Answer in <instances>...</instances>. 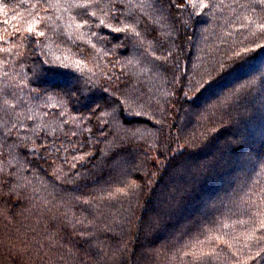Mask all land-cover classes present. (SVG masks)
<instances>
[{"label":"trees","instance_id":"obj_1","mask_svg":"<svg viewBox=\"0 0 264 264\" xmlns=\"http://www.w3.org/2000/svg\"><path fill=\"white\" fill-rule=\"evenodd\" d=\"M0 264H264V0H0Z\"/></svg>","mask_w":264,"mask_h":264},{"label":"snow or ice","instance_id":"obj_2","mask_svg":"<svg viewBox=\"0 0 264 264\" xmlns=\"http://www.w3.org/2000/svg\"><path fill=\"white\" fill-rule=\"evenodd\" d=\"M29 31H31V29H29ZM41 35H42V33H41Z\"/></svg>","mask_w":264,"mask_h":264}]
</instances>
